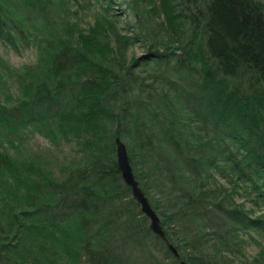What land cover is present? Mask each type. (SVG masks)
Here are the masks:
<instances>
[{"label":"trees","instance_id":"1","mask_svg":"<svg viewBox=\"0 0 264 264\" xmlns=\"http://www.w3.org/2000/svg\"><path fill=\"white\" fill-rule=\"evenodd\" d=\"M59 1L63 4L65 0ZM139 1L145 2L135 10L142 25L140 33L146 42L156 45L144 62L145 66L155 65L156 98L144 100L146 91L154 93L151 87L132 82L133 78L122 75L125 71L119 63L109 61L113 52L110 36L118 56L132 38L104 28L99 39H94L98 37L95 32L79 38L69 34L68 39L50 43V67L44 81L35 88L30 86L15 107H0V126L8 133L36 125L51 141L78 142L84 159L59 180L31 165L17 174L11 156L5 149L0 151V174L6 169L5 175L17 180L16 189L24 196L13 201L1 194L5 216L0 218V264H43L50 261L46 256L50 244L58 245L70 264H159L157 256L150 255V238L179 259L168 248L166 233L164 239L151 231L148 218L121 179L116 137L128 139L139 152H159L156 164L165 184H180L188 194L186 200L171 198L169 202L180 201L174 214L162 210L174 235L179 221L189 217L195 222L197 217L212 213L207 209L198 215L197 198L192 197L200 188L201 198L208 201L212 197L210 189L204 188L211 168L223 171L226 165L231 166L228 169L235 180L250 182L255 202L264 203V4L260 0ZM39 2L0 0V40L15 47L16 38H22L28 29L44 34L46 24ZM134 3L137 1L131 5ZM35 10L39 15L29 19ZM106 10H112L110 3ZM112 15L116 16L115 11ZM156 18L159 31L152 37L144 23ZM198 123L204 129L207 124L213 135L202 136L195 129ZM197 146L201 154L194 157L190 152ZM190 166L196 174H189L186 167ZM25 171L29 174L23 178ZM172 184L169 192H177ZM212 203L219 209L218 219L225 222L219 213L220 202ZM224 214L235 229L253 228L264 234V213L252 217L233 208ZM204 227L195 225V241L188 247L182 239L189 264H209L196 255V243L211 241V251L217 253L231 243L226 237L230 231L217 237L214 228L207 225L208 231H204ZM7 249L16 256L7 255ZM210 264L226 262L211 260Z\"/></svg>","mask_w":264,"mask_h":264},{"label":"rangeland","instance_id":"2","mask_svg":"<svg viewBox=\"0 0 264 264\" xmlns=\"http://www.w3.org/2000/svg\"><path fill=\"white\" fill-rule=\"evenodd\" d=\"M133 1H137V8V3L131 5ZM133 1L65 0L62 4L59 0H40L39 3L42 5V14L44 18V21H42L46 24L44 34H37L32 29H28L25 35H23L24 37H20L19 40L16 38L15 47L0 40V107H6L7 109L15 107L25 98L26 91L29 90L30 86L35 88L44 81L50 67V57L47 55L49 53L48 46L50 43L56 42L59 39H68L69 34H72L75 38H79L78 36H93L92 33L95 32L98 37L94 36V39H99L105 34V29L108 30V28L111 34L114 33L121 37L132 38L127 40V45L124 46L123 51H121L118 56L117 50H115L117 47L114 37L111 35L109 42L111 43L110 48L113 52L109 54V61L113 62L114 65L119 63L121 68L125 71L122 75L126 74L127 78H133L132 82L135 80H137V82H142L145 86H150V89H152L151 92H154L153 88L156 86L154 85L155 72L152 68H154L155 65L151 63L152 65L145 66L144 62L150 54L149 49H155L156 45L150 44V42L144 40L143 37L145 35L140 33L142 25L135 15V10L144 7L145 2H140L139 0ZM260 1L264 4V0ZM106 3L111 4L112 10H106ZM17 6L20 8V3L17 2ZM38 10L41 12L40 7H38ZM113 11H115L116 16L112 15ZM39 12L36 14L35 10L33 16L29 13V19H33L34 16L39 15ZM156 20L157 21L148 20L147 23H144L145 27L150 29L148 31L152 37L159 31L156 22L160 21L158 18H156ZM100 25L103 29L100 28ZM98 30H100V32ZM160 34H162L161 31ZM177 45L178 43H172L173 47ZM160 50H162V47H160ZM164 69L165 66H161V70ZM38 71L41 72V75ZM36 78L40 79L34 81ZM165 85H167V83ZM162 89L164 90V85ZM162 89L159 88L158 92H162ZM134 93L136 94L137 91ZM157 95H159L157 91L152 94H148L146 91L143 95V99L149 101V96L156 98ZM139 119L142 120V117ZM207 126L206 124L204 129L202 123H198L195 129L196 131H201V135H205L208 138L213 135V130ZM152 129H155L156 136L159 137L157 129L154 127H152ZM70 140L51 141L40 132L36 125H28L21 128L16 134L8 133L6 129L0 126V151L5 149L11 156L12 160L16 163L17 174L22 173L26 165H31L39 167L40 170L43 171V174L48 176L56 177L59 180L65 178L72 166H77L80 160L84 161V159H82L81 150H79V146L81 149L82 146L73 139ZM121 140L126 145L135 179L137 178L140 180L145 186V191L148 194L146 195L145 192L142 191L147 196L150 204L153 203L158 207L155 211L160 219V224L169 242L179 253V259L175 260L165 246L162 247L159 241L150 238L147 242L150 255H156L157 259L160 260L159 264H180L182 261L185 264H189L187 259L189 254L186 247L193 244L192 241H195L193 234L197 223L205 225L203 228L204 231H208L207 225L214 228V231L217 232V237H219V235L224 236L227 231H230L227 232L226 237L230 238L229 240L231 243L225 244L223 249L219 251V255V252L211 251V241H204L202 244H200V242H198V244L194 242L196 243V255L206 259L209 264L211 260H222L225 261L226 264H264V234L253 228H238L237 230L233 224L225 220L226 215L224 213L233 208L243 210L252 217H257L264 213V203L262 204L259 202L260 204H257L255 202L256 193L253 191L250 182L236 181L235 176L229 172L228 167L231 166L226 165L223 171L222 168L219 169L220 171L211 168L209 170L211 178H205L206 181H203H205L204 188L210 189L209 193H211L210 196L212 197L208 201L201 198L204 197V195L201 196L200 194L201 188L195 191L192 197L197 198V205L195 202L194 205L197 207V210H199L198 215L204 214L207 209L213 210L212 213L206 216L202 215L199 218L197 217L195 220L196 223L189 217H186L185 220L181 222L179 221L180 219L177 220V222H179L177 224L176 222L174 223L178 229V234L174 235L167 226L168 223L165 222L163 217L164 212L162 210L174 214L173 211L177 209L180 201L169 202L171 198L176 196L186 200L188 199V194H185L180 184H172V181L171 183L167 181L165 184L166 178L164 180L165 176L156 164V156L159 152L149 150L139 152L135 145L128 139L124 140L121 138ZM190 153H194V157H198V155L201 154L198 146L194 149V152L192 151ZM212 153L214 154V152ZM137 161H140V163ZM195 166L197 170L200 169L199 164L195 163ZM189 168L186 167L189 174H196L191 166ZM25 173L27 174H23V178L29 174L27 171H25ZM5 174L6 169L0 174V178L4 181V183L0 182V212H3V214L0 213L1 219L5 216V210H3L5 205L2 201L1 194L13 201L24 197L21 193L22 191L16 189L19 187L17 180ZM221 174H223V176H221ZM203 176L204 174H202L200 178H203ZM161 184H164L165 187ZM171 184L175 188H178L177 192L173 190L169 192ZM156 187L158 191L163 194L158 192ZM172 201H174L173 198ZM212 201L220 202L222 209L219 213L225 222L218 219L217 211L219 209H215ZM146 223L149 225V219ZM182 239L185 240L184 243H188L186 247L183 246ZM48 249L46 256L50 261H44L43 264H70L71 260L68 259L69 257L66 254L61 253L58 245H53L51 247L50 244ZM7 255L16 256L14 252H10L9 249H7ZM33 258L31 259L30 257L29 260H33Z\"/></svg>","mask_w":264,"mask_h":264},{"label":"water","instance_id":"3","mask_svg":"<svg viewBox=\"0 0 264 264\" xmlns=\"http://www.w3.org/2000/svg\"><path fill=\"white\" fill-rule=\"evenodd\" d=\"M114 146L116 165L121 179L127 186H129L131 196L139 204L141 212L149 219V227L151 231L166 239L165 232L160 224V219L155 209L151 206L147 196L144 194L141 187L139 186L138 181L135 179L133 169L129 161L126 145L120 137H116L114 139ZM168 248L176 257H179L177 249L171 243H168ZM180 264L185 263L182 261Z\"/></svg>","mask_w":264,"mask_h":264}]
</instances>
